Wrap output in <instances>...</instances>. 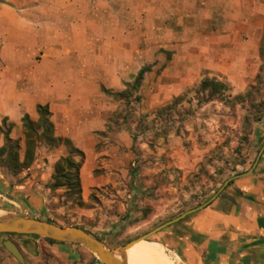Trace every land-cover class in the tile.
I'll list each match as a JSON object with an SVG mask.
<instances>
[{
  "label": "crops",
  "instance_id": "crops-1",
  "mask_svg": "<svg viewBox=\"0 0 264 264\" xmlns=\"http://www.w3.org/2000/svg\"><path fill=\"white\" fill-rule=\"evenodd\" d=\"M263 31L264 0H0V123L6 117L13 136L23 137V115L37 119V105L49 104L56 134L86 153L89 196L101 182L92 174L96 146L115 108L103 87L122 90L144 65L164 59L163 48L178 50L176 56L187 50L195 72L236 64L240 49L256 54ZM119 136L130 144L127 131ZM257 140L248 169L209 204L160 231L185 264H264V126ZM42 149L33 174L46 165L48 181L67 148ZM3 203L4 212L36 217L46 207L45 198L21 193Z\"/></svg>",
  "mask_w": 264,
  "mask_h": 264
},
{
  "label": "rangeland",
  "instance_id": "rangeland-1",
  "mask_svg": "<svg viewBox=\"0 0 264 264\" xmlns=\"http://www.w3.org/2000/svg\"><path fill=\"white\" fill-rule=\"evenodd\" d=\"M263 35L264 31L255 55L240 49L236 64L200 72L188 62L187 50L176 56L178 50L163 48L158 54L164 59L150 63L152 70L145 75L140 102L132 99L128 104L111 96L115 108L109 127L99 136V156L92 170L101 182L84 196L86 206L68 201L64 189L48 187L52 177L48 181L42 177L46 165L36 168L41 173L34 175L35 160L18 176L0 165V208L3 201L20 193L45 198L46 207L37 218L83 226L106 246L117 247L204 204L228 179L248 169L259 152L257 136L264 126V59L259 51ZM204 77L227 82V96L199 103L196 87ZM184 92L187 97L182 105L161 116L156 114L159 107ZM123 130L135 133L133 148L131 142L126 145L120 138ZM43 146L49 147L41 145L39 152ZM134 168L135 177L131 173ZM160 237L159 231L149 240L161 243L167 255L177 256ZM6 239L20 246L25 264H103L78 243H52L40 235L0 232V249L6 251L1 264H21L4 250ZM29 242L36 245H31L33 252L26 246ZM71 247L77 249L73 256L66 252Z\"/></svg>",
  "mask_w": 264,
  "mask_h": 264
},
{
  "label": "trees",
  "instance_id": "trees-1",
  "mask_svg": "<svg viewBox=\"0 0 264 264\" xmlns=\"http://www.w3.org/2000/svg\"><path fill=\"white\" fill-rule=\"evenodd\" d=\"M259 51L261 58L264 59V35L261 40ZM151 70L152 64H146L138 71L132 81L125 82L124 89L113 90L103 87V91L110 96L125 99L128 104L132 99L140 102L142 100L140 90L142 88L145 75ZM229 88V84L223 80L215 77H204L196 87L198 102H207L219 97L225 98ZM186 97L187 92L176 96L170 103L159 107L156 110V114L161 116L177 108L178 105H182L184 103ZM37 112V119L32 118L29 113H25L23 115V137L13 136L12 130L14 124L9 122L6 117L2 120L0 123V132L4 135V142L0 146V165L6 167L13 175L18 176L25 169L29 168L36 160L38 149L41 145H47L51 148L65 146L67 148V153L60 156L56 161L54 165V172L52 174V181L48 187L51 190L64 189L63 196H65L68 201L81 207L86 206L82 182V167L86 160V153L79 147L75 146L70 138L56 134L55 124L52 119V111L49 104H38ZM126 120L127 114H124L123 121L125 122ZM108 127L109 124L107 123V128ZM128 133L131 137V146L133 148L137 137L135 133ZM164 133L166 134L168 132L165 131ZM131 173L135 177L137 170L134 168L131 170ZM48 221L54 222L52 220ZM79 227L86 229L83 226ZM86 230L92 233L88 229ZM20 235L28 236L34 234ZM98 238L102 240V238ZM46 239L52 243L65 242L50 238Z\"/></svg>",
  "mask_w": 264,
  "mask_h": 264
},
{
  "label": "water",
  "instance_id": "water-1",
  "mask_svg": "<svg viewBox=\"0 0 264 264\" xmlns=\"http://www.w3.org/2000/svg\"><path fill=\"white\" fill-rule=\"evenodd\" d=\"M232 178L228 179L224 185H222L219 190L204 204L197 207L189 209L177 217L166 221L151 231L144 233L143 235L131 239L130 241L121 244L117 247H108L106 244L88 232L78 226H63L55 222L47 221L37 217L25 216L17 214L14 212H5L3 216L0 217V232H10L19 234H34L44 236L46 238L54 239L57 241H65L78 243L89 250H91L103 264H129L127 258V250L132 247L136 242L147 240L150 241V237L157 232L161 231L168 225L179 221L188 214L197 211L207 204H209L229 183ZM5 248L21 263L25 264V256L22 252L20 246L11 239H6L3 241ZM35 244L27 243L26 246L30 251L33 252L32 246Z\"/></svg>",
  "mask_w": 264,
  "mask_h": 264
},
{
  "label": "bare ground",
  "instance_id": "bare-ground-1",
  "mask_svg": "<svg viewBox=\"0 0 264 264\" xmlns=\"http://www.w3.org/2000/svg\"><path fill=\"white\" fill-rule=\"evenodd\" d=\"M0 209V217L4 215ZM129 264H181L177 256L168 255L157 241H139L127 250ZM171 259V260H170Z\"/></svg>",
  "mask_w": 264,
  "mask_h": 264
}]
</instances>
